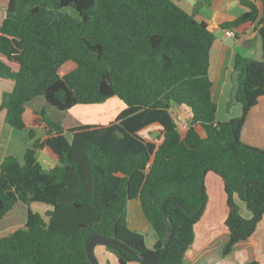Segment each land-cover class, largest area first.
Instances as JSON below:
<instances>
[{"label":"trees","instance_id":"obj_1","mask_svg":"<svg viewBox=\"0 0 264 264\" xmlns=\"http://www.w3.org/2000/svg\"><path fill=\"white\" fill-rule=\"evenodd\" d=\"M256 2L264 8V0H240L243 13L209 25L172 0H8L0 24V81L11 86L0 108L8 125L24 129L25 105L37 96L60 111L111 97L125 106L106 125L67 128L40 112L46 137L33 141L22 163L7 156L0 164V219L19 202L28 207L24 226L0 236V264H91L86 240L94 234L151 264H185L208 200V172L221 177L229 207L222 254L253 234L264 216V149L244 143L240 131L264 96V53L260 60L236 53L229 105L242 110L227 121L215 119L208 69L217 28L255 22L264 47V11L259 16ZM68 62L74 67L60 74ZM173 105L189 111L184 131ZM150 128L155 139L143 134ZM45 146L57 157L51 168L36 159ZM133 199L155 233L151 247L128 226ZM35 202L48 206L45 217L30 210ZM104 246L118 264H146Z\"/></svg>","mask_w":264,"mask_h":264},{"label":"crops","instance_id":"obj_2","mask_svg":"<svg viewBox=\"0 0 264 264\" xmlns=\"http://www.w3.org/2000/svg\"><path fill=\"white\" fill-rule=\"evenodd\" d=\"M172 1L186 13L194 14L198 20L209 25L231 21L244 11L240 0ZM7 3L8 0H0V24L5 16ZM256 4L259 16H261L264 11L263 5L260 2H256ZM232 30L235 35L230 37L224 35V29L217 28L214 32L215 37L209 53L208 75L212 82L211 96L216 103V121H227L241 114L242 107L240 103L233 101L229 105L234 83L233 61L236 53L255 60L262 59L264 53L261 36L255 22L241 25L239 28ZM5 85L9 84L0 81V103L2 94L11 90L10 85ZM171 109L179 113L180 111L184 112L189 120V111L185 106L173 105ZM42 110L49 119L58 122L64 128L86 124L83 121L69 124L52 117L51 114L55 112L43 96H37L25 105L23 113L24 129H16L8 125L4 120L5 112L0 108V164L7 156H14L18 162L22 163L24 153L26 149L32 146L33 141L36 139L43 140L46 137V126L43 116L40 114ZM84 110V107L79 109L75 105L65 113L70 112L72 115H76L79 112L83 113ZM77 116L84 117L83 115ZM90 123L94 122L90 121ZM31 130L33 131V138L29 137V131ZM240 138L246 144L264 149V96H260L256 105L248 111L240 131ZM36 159L44 168H51L57 163L56 155L47 146L36 149ZM205 188L208 200L202 217L194 225V240L185 252V264H246L250 260H257L264 264V216L247 240L236 243L229 254L223 255L219 245H225L229 238V232L224 223L229 207L221 177L214 172H208L205 176ZM235 201L239 213L244 217H249L250 213L245 204L236 198ZM14 208L8 215L0 219V231L14 227L16 222L13 218L19 215ZM127 210V223L130 229L139 231L140 229L148 230L151 228L138 200H130ZM139 212L144 219V226L134 222L133 216ZM9 217H13L12 221L8 220ZM14 230H10V233ZM219 232L220 234H218ZM155 240L156 236H153L151 245L147 246L151 247ZM96 252H98V255H104L105 257L109 254L103 245H97ZM127 264L132 263L128 262Z\"/></svg>","mask_w":264,"mask_h":264},{"label":"rangeland","instance_id":"obj_3","mask_svg":"<svg viewBox=\"0 0 264 264\" xmlns=\"http://www.w3.org/2000/svg\"><path fill=\"white\" fill-rule=\"evenodd\" d=\"M73 65L74 64L70 63V62L65 63L64 65H62L60 67L59 73L60 74L67 73L68 71H70L73 68L72 67ZM5 86H9V85H5ZM6 92H8V91H6ZM124 106L125 105L121 100H119L116 97H111L102 103L78 104V105H76V107H79V109H80V107L85 108L83 113L79 112V114H76V115H72V113H70V112L65 113L66 111H60V110H58L52 106L55 113H53L51 115H52V117H56V119H58V120L60 119L62 122H67L69 124L74 123V122L76 123L79 121H83L86 124L106 125L115 119L116 115L124 108ZM170 111H171L173 118L177 121L179 129L180 130L185 129V127L189 123L188 116H186V114H184V112H182V111H180V113L175 112L172 109H170ZM177 113H179V114H177ZM77 115H83L84 117H78ZM90 121H93L94 123H90ZM143 134H145L150 139H155V136H156V132H155L154 128H150L149 131H147V130L144 131ZM46 207H47L46 204L36 203V202L31 203L29 205L30 210H32L33 212H38V213L42 214L44 217H45L44 213L47 210ZM26 209H27V205H24L20 202L15 206L14 210H15V212L19 213V215H18V217H15V218L9 217L8 220L12 221V218H13V219H15L16 223L14 224V227L10 228L9 230L0 231V236L9 234L10 230H12V229L21 228L24 226L25 219H26V213H27ZM133 217H134V222L136 224H141L142 226H144V224H145L144 219H143L142 215L140 214V212L138 214H135ZM127 222H128V220H127ZM137 232H140L145 236L147 245H151V241L153 239V236H155V233L152 230V228H149L148 230L140 229ZM218 234H220V232ZM97 245L101 246L103 244H96L93 247L94 255L96 256V259H97L99 264H105L106 263L105 261H109V263H111V264L112 263L118 264L116 255L112 251L108 250L104 245L103 246L105 247V249L108 251L109 254L107 255V257H105L104 255H98V252H96V246ZM219 246H220V250H221L224 245L220 244ZM104 258H106V259H104ZM131 263L132 264H139L137 262H131Z\"/></svg>","mask_w":264,"mask_h":264},{"label":"water","instance_id":"obj_4","mask_svg":"<svg viewBox=\"0 0 264 264\" xmlns=\"http://www.w3.org/2000/svg\"><path fill=\"white\" fill-rule=\"evenodd\" d=\"M252 183H257V180H253ZM163 213L166 216L164 209H163ZM169 235H170V226H169V223L167 220V236H166V238H168ZM96 244H103V245L112 244V245L118 246V247L123 248L124 250L128 251L129 253L133 254L134 256L138 257L140 260H142L146 264H151L150 262L146 261V259L144 257H142L137 252H135L134 250H132L129 247H127L126 245H124L122 242L112 240V239H108V238L103 237V236L98 235V234H94L90 239L86 240V253H87V257L90 260L91 264H99L97 259H96V256L94 255V252H93V247Z\"/></svg>","mask_w":264,"mask_h":264},{"label":"built area","instance_id":"obj_5","mask_svg":"<svg viewBox=\"0 0 264 264\" xmlns=\"http://www.w3.org/2000/svg\"><path fill=\"white\" fill-rule=\"evenodd\" d=\"M224 35L233 37L235 35V33L232 29H224Z\"/></svg>","mask_w":264,"mask_h":264}]
</instances>
